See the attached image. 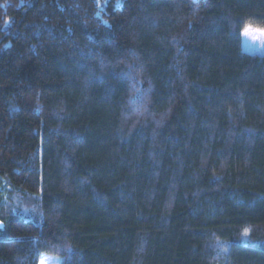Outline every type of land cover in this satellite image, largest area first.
<instances>
[{
  "label": "trees",
  "instance_id": "1",
  "mask_svg": "<svg viewBox=\"0 0 264 264\" xmlns=\"http://www.w3.org/2000/svg\"><path fill=\"white\" fill-rule=\"evenodd\" d=\"M264 0H0V264H264Z\"/></svg>",
  "mask_w": 264,
  "mask_h": 264
},
{
  "label": "rangeland",
  "instance_id": "2",
  "mask_svg": "<svg viewBox=\"0 0 264 264\" xmlns=\"http://www.w3.org/2000/svg\"><path fill=\"white\" fill-rule=\"evenodd\" d=\"M241 47L245 53L263 56L264 29L246 26L241 31ZM39 264H60V259L49 255H42Z\"/></svg>",
  "mask_w": 264,
  "mask_h": 264
},
{
  "label": "water",
  "instance_id": "3",
  "mask_svg": "<svg viewBox=\"0 0 264 264\" xmlns=\"http://www.w3.org/2000/svg\"><path fill=\"white\" fill-rule=\"evenodd\" d=\"M3 228V224L0 222V229Z\"/></svg>",
  "mask_w": 264,
  "mask_h": 264
}]
</instances>
